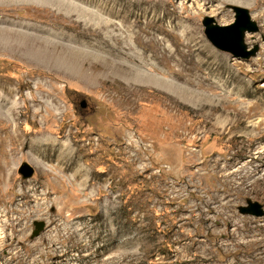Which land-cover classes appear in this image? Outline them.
Here are the masks:
<instances>
[{"label":"rangeland","instance_id":"obj_1","mask_svg":"<svg viewBox=\"0 0 264 264\" xmlns=\"http://www.w3.org/2000/svg\"><path fill=\"white\" fill-rule=\"evenodd\" d=\"M52 1L19 3L13 22H0V36L17 40L22 32L29 42L56 55L31 63L19 53L0 51V107L3 104L18 119L16 137H0V181H6L0 182V264H264V215L257 216V208L250 214L241 211L250 207V201L264 210V0H238L241 5L220 1L205 5V0ZM73 2L101 14L96 17L110 19L115 25L110 39L121 42V48L132 39L126 36L130 33L124 16L117 13L125 5L131 3L135 15L131 21L140 16L139 23L144 24L149 17L158 22L154 28L166 31L175 28L179 18L192 16L195 37L167 38V45L174 48L193 40L207 50L196 57L206 65L190 71L169 65L147 67L140 71L142 79L131 83L114 70L93 69L89 63L107 56L108 44L100 52L95 38L84 44L74 31L51 35L39 30V22L24 17L30 8L70 14L77 20ZM235 6L248 11L249 18L241 16L242 27L257 25L256 31L245 33L247 51H255L249 58L223 50L207 35L208 19L222 27L236 22ZM260 11L263 18L258 17ZM23 22L35 28H25ZM224 33L218 31L219 40L227 45ZM88 67L91 79L70 78L74 70ZM153 78L171 79L191 93L180 99L141 82ZM132 90L136 91L130 96ZM236 113L243 123L225 129L222 121ZM50 139L86 170L79 181L86 177L89 190L73 191L69 180L73 171L63 183L58 179L63 165ZM25 163L35 170L31 178L20 173ZM46 181L60 190L52 199L58 197L61 203L50 201L51 210L40 215L33 213L36 203L28 200L17 233L11 221L20 216L15 207L21 191ZM6 210L12 211L5 215ZM48 210L57 218L64 211L61 236L62 229L75 222L84 241L67 235L51 244L52 225L44 214ZM52 234L56 238V232Z\"/></svg>","mask_w":264,"mask_h":264},{"label":"bare ground","instance_id":"obj_2","mask_svg":"<svg viewBox=\"0 0 264 264\" xmlns=\"http://www.w3.org/2000/svg\"><path fill=\"white\" fill-rule=\"evenodd\" d=\"M30 1L29 0H3V1H1L0 2V14H1L0 22H4V21H7V20H10V22H13L11 20V18H14V12H15V10H17L15 8V6H18L19 3H22L24 5H29ZM57 1H55V2H57ZM59 1H61V0H59ZM109 1L110 0H108V1L106 0V3H108ZM205 1H206L205 5L214 3L216 1H220L222 3L230 2L232 4H238V5L243 4L241 1H238V0H205ZM52 2L55 4L54 0ZM66 3H67V1H66ZM66 3H64V4H66ZM30 4H32V3H30ZM74 4L76 5V3H74ZM130 4L128 6L125 5L123 10H121V11L119 10V12H117L115 10L117 13H122V15L124 16L125 28L130 33V34L127 33L126 36L130 35V37H132V39L134 38V41H132V39H131L130 43H128L129 40H128V42H124L126 45H123L122 48L119 46V43H121V42H117L116 40L114 41L113 39H110V37L112 38V36H111L112 32H111L110 28L112 27L111 29H113L115 27V25L112 24V21H110V19L109 20H104L101 17H96V15H97L96 13L97 12L95 13V12L89 10V9H86L84 6H83L84 8H81V7H78L79 5H76V6L72 5V6H74L73 7V12L76 13L74 16L77 17V20L72 19V16L68 17L70 14H68V16H66L64 14H56L58 11L53 14V13H50V12H48L46 10H35V11H33L30 8H26L27 12H26V15L24 17L33 18L35 21L39 22L41 24V28L40 27H39L40 29L38 28L39 30H43V31H46V32L48 31L49 33H51V31H52V32H55L60 37H62L63 34H64L63 30H67V31H74L75 38L78 41H81V42H84L86 40L95 38V40L97 41V45H95V47H98V50H101L100 52L103 51L102 50V48H103L102 45L105 44V46H106V44H108V46H106V48L108 47V50H106L107 52L106 51L104 52V53H107V56H106V54H104V56H100L99 55L97 62H94V61L92 63L88 62L89 63V67H91L93 69H96V68H99V67H101V69H102L104 67L105 70H114L117 73H121L122 76H125L126 82H129V83H131L132 81H136V79L137 80L142 79V76H139L140 71L143 68H147V67L151 68V69H157V68H160L163 65H169L170 68L178 67L177 69L180 68L179 70L190 71V70H194V69H198V68L201 69V67L206 65V62H202V63L197 62L198 60H196V57L204 55L205 51H207V50L205 48H203L202 46L199 47L198 44H196V43L193 44V42H194L193 40H189L188 39L189 40V41L187 40L188 42L185 41L183 43H178V44L175 45L174 48H172L171 45H167V43H168V39L167 38H169V39L174 38L175 39L177 37H184V35H185L186 38L184 40H186L187 37H189L190 39H193V37H195V34H196V32H195L196 28H194L195 19L192 16H185L184 18L183 17L179 18V20H178L179 24H176L175 28H172V29L170 28L171 30L166 31V29H164L162 27L154 28V24L158 23V22H154V20L153 19H149V17L147 19L145 18L146 21L144 22V24L139 23L140 22V18H139L140 16L138 18L135 17V20L131 21L132 16H135V15H132L131 12H130V6H131ZM7 5H8V7H7ZM99 5H100V3H99ZM97 7H100V6H97ZM64 9H62V10H64ZM90 9H92V8L90 7ZM58 10H59V8H58ZM62 10L60 9L61 13H64V12H62ZM92 10H96V9H92ZM109 10H110V8H109ZM30 11H32L31 14H30ZM64 11H66V9ZM104 12L105 11H103V12L100 11L99 13L103 14ZM150 13L151 12H149V14ZM100 15H97V16H100ZM110 15H111V12H110ZM122 15H121V17H122ZM87 16L90 19H86V18H88ZM93 17L96 18V19L98 18L99 19L98 22L97 21L95 22L94 21L95 19ZM102 17H103V15H102ZM258 17L259 18H263V12L260 11ZM28 21L29 20H27V22ZM21 24H23V26L25 28L26 27L27 28L32 27V24H31V26H30V24L24 23V22L21 23ZM2 28H4V31H5V27H2ZM32 28H35V27H32ZM178 28H180V30L182 28H184L183 32H179L180 30H177ZM5 32H7V31H5ZM113 32H114V30H113ZM9 33H10V31H9ZM11 33H12V31H11ZM21 33L19 35L20 38L17 39V40H15V39L12 40L10 37L4 36V35L0 36V51L3 52V51H7L8 50V51L14 52L16 54L19 53V54L23 55L25 58H27V60H29L31 63H34L37 60L46 59L44 57H47V56H51V58L56 56L55 54L53 55L52 53H49V52L47 53L46 50L44 48H41L40 46H38V44H36V43L33 44V43L29 42V39L25 38V36L23 34L21 35ZM159 33H164L166 35V38H164V37L163 38H159L158 37ZM2 34H4V33H2ZM51 35H52V33H51ZM197 36H198V34H197ZM112 40L115 43H112ZM89 41H92V40H89ZM84 44H87V43L84 42ZM81 45H83V44H81ZM89 45H91V44L89 43ZM83 47H84V45H83ZM48 49H49V47H48ZM100 52H99V54H101ZM115 57H117V58H115ZM77 61H78V59H77ZM83 67H85V66L83 65ZM89 67H88L87 70H84V69H79L77 71L74 70V73L73 74L71 73L72 75L69 73L71 75L70 78L72 80H77V79H75L76 76H77L78 79L83 80V81L91 79L92 74H90L89 71H88ZM59 69H60V67H59ZM57 72L59 74L61 73L60 70H57ZM65 74H66V72H65ZM179 77H180V79H182V78L185 79V77L183 75H181ZM55 79H57V78L55 77ZM151 79H148V80L144 79V80H141V82H143V84L152 85L154 87H157L158 89L160 88L161 90L166 91L167 94L168 93L169 94H174V96H176V97H178L180 99L184 98L185 95L191 93L190 89H187V87H184L181 84H176L177 83L176 81L174 83V81H172L171 79L165 78L163 81H160V80H157V79L154 80V78H153V80H151ZM172 79H174V78H172ZM52 87L55 88L54 85H52ZM135 91L136 90H132V91H130L128 93H129L130 96H133L135 94ZM9 92H10V90L8 91V93ZM41 95H42V93H41ZM1 106L2 107H0V113H2V115H0V137L1 136L4 137V135H7V137H8V135L9 136H13L14 135L16 137L14 126L17 125L18 119H17V117L13 116V113L10 112L9 108L5 109L3 104ZM11 111H13V110H11ZM209 111H211V110H209ZM205 116H207V115H205ZM240 117L241 116H238L237 113H236V115L233 117V119H232V116L229 117V115L225 119L223 118L224 120L222 122H223L224 128L226 129L228 125L230 127H232V128H236L240 123H243L242 121H240ZM16 129H17V127H16ZM17 135H19V134H17ZM38 144L39 145H43L41 140H40V142L38 141ZM49 145L53 149L56 150L55 155L57 157V161H58L59 165H63V168L62 167L59 168V172L56 173L57 174L56 176L58 177V179L63 183V180H64V178H66V175H67L68 171H71V172L73 171V174L71 175V177L72 176L73 177L69 179L71 181V185H72L73 191H78L79 193L86 192L87 189L89 188L88 187L89 182L87 181L88 179L85 180L86 177H84V180L79 181V179L81 180L82 175L86 172V170L81 165H79V163L74 158V155H72V153H68L67 151L60 150V147H62V145L57 143L56 140H53V139L51 140L50 139L49 140ZM44 146L46 147V145H44ZM89 173H91V170H89ZM85 174H87V173H85ZM87 178H89V177H87ZM0 182L1 183H6V181H0ZM40 188H41V190H40ZM55 189H52L51 184L46 181L45 183H41V185L39 184V186L35 185L34 187L29 188L25 192L21 191L20 197L22 199H20V202H18L16 207H15V209L19 211V215L20 216L17 217L16 219L12 218L13 219L12 221L10 220L11 221V225H12L11 227L16 228V232L18 231L17 228L21 226V222H22V219H23V216H24V213H21V212H24V211L26 212L27 211L26 204L28 203V200L33 201L34 203H36L35 205L33 204L34 205L33 206V208H34L33 209L34 210L33 213L40 214V215H41L40 212L44 211L45 209L46 210L47 209L51 210L50 209V201H51V203H57L58 204L60 202L58 197L57 198L55 197L54 199H52V195L54 193L58 194L59 191H60V190H55ZM37 192H39V194H37ZM69 195H71V194H69ZM74 196H76V194H74ZM67 205H69V204H67ZM71 207H73V206H71ZM59 209H61V208H59ZM72 209H71V211H72ZM11 211L12 210H8V211L6 210V211H3V213H5V215H8ZM44 214L49 219V221H50V223L52 225V229H51L50 235L48 234L49 235V241L51 242V244H53L56 241H58V238H60V237L65 236V238H66L67 235L70 236V237H73L74 235H76V238H78L77 239L78 242L82 241L83 238H81V236H79L80 235L79 233H80L81 229L78 228V227L74 228L75 227L74 226L75 222H74V225L67 224L66 225L67 227L65 225H63L66 228L62 229V231L63 230H65V231H64V234L61 236L62 232L60 230V224L59 223L61 222V219H64V211L63 210H61V213H59V218H57V216H54L53 214H50V211L49 212L46 211ZM66 221H67V219H66ZM68 221H70V220H68ZM106 222L107 221L105 220V223ZM7 223H5V224H7ZM24 231H26V230H24ZM52 232H56V235H55L56 238L53 237L54 234H52ZM21 234H23V231H22ZM16 237H17V235H16ZM23 241H24V239H22V240L19 239V243H23ZM83 241H84V239H83ZM19 257H21V256H19Z\"/></svg>","mask_w":264,"mask_h":264},{"label":"water","instance_id":"obj_3","mask_svg":"<svg viewBox=\"0 0 264 264\" xmlns=\"http://www.w3.org/2000/svg\"><path fill=\"white\" fill-rule=\"evenodd\" d=\"M235 11L237 13V20L230 26L222 27L218 25H213L214 20L208 19V21L206 22L207 35L211 41H213L218 47L222 48L223 50L232 52L236 57L249 58L255 54V51H247L246 45L244 44L245 33L246 31H256L257 25L255 23H251L249 27H242L240 21L241 16L242 14H245L249 18L248 11L238 6H235ZM218 31L225 32L223 35H226V41H228L227 45H224L222 41L219 40L220 38ZM20 173L25 178H31L34 175L35 170L28 163H25L21 166ZM249 204L250 207L241 208V211L243 213H253L254 211L252 210V208H257L258 211L255 212V214L257 216L264 215L262 205H260L259 203H252L251 201L249 202Z\"/></svg>","mask_w":264,"mask_h":264}]
</instances>
